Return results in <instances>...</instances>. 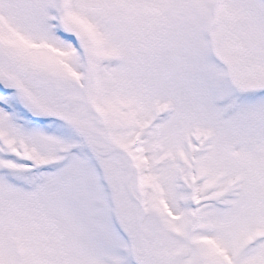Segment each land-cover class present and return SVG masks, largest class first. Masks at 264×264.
Masks as SVG:
<instances>
[{"label": "snow or ice", "instance_id": "obj_1", "mask_svg": "<svg viewBox=\"0 0 264 264\" xmlns=\"http://www.w3.org/2000/svg\"><path fill=\"white\" fill-rule=\"evenodd\" d=\"M0 264H264V0H0Z\"/></svg>", "mask_w": 264, "mask_h": 264}]
</instances>
